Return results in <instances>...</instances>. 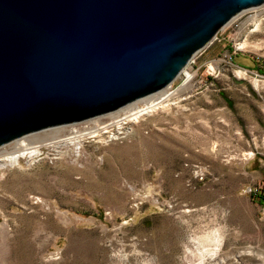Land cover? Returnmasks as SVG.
I'll list each match as a JSON object with an SVG mask.
<instances>
[{
    "label": "rangeland",
    "instance_id": "obj_1",
    "mask_svg": "<svg viewBox=\"0 0 264 264\" xmlns=\"http://www.w3.org/2000/svg\"><path fill=\"white\" fill-rule=\"evenodd\" d=\"M39 135L36 157L0 166V264H264V6L161 93L22 138L0 163Z\"/></svg>",
    "mask_w": 264,
    "mask_h": 264
},
{
    "label": "water",
    "instance_id": "obj_2",
    "mask_svg": "<svg viewBox=\"0 0 264 264\" xmlns=\"http://www.w3.org/2000/svg\"><path fill=\"white\" fill-rule=\"evenodd\" d=\"M264 0H0V149L168 88Z\"/></svg>",
    "mask_w": 264,
    "mask_h": 264
},
{
    "label": "bare ground",
    "instance_id": "obj_3",
    "mask_svg": "<svg viewBox=\"0 0 264 264\" xmlns=\"http://www.w3.org/2000/svg\"><path fill=\"white\" fill-rule=\"evenodd\" d=\"M243 47H244V45H242L240 48L242 49ZM172 96H173L172 93H168L166 91V92L162 93V95H160V97L154 99L151 102H148L146 104L145 108L135 107L136 109L134 111H132V113L126 114L122 118V120L130 121V122L137 121L139 118H141L144 115L150 114L157 109L164 108L167 105L166 104L167 101ZM129 106H131V105H129ZM99 129L100 128H98L95 131L84 133V134L80 133L79 131H73L69 137H66L64 139H60L56 143L57 144H63V145H73L75 147V149L78 150L82 147L83 140L85 139L84 137H86V135H90L92 137L96 136L95 133L98 132ZM44 138L45 137L39 135V136H35L32 139L28 140L29 143H26L24 140L20 141L19 147H17L18 150L16 152L14 151V153H12L10 156H8L6 158L4 157V159H3L4 163L3 164L0 163V166L6 167L9 165L11 167H15V166L20 165L19 160L22 158L33 159L39 153L38 146H35L34 144L39 143V142H44L45 141ZM32 140H35L36 142H33ZM56 143L52 142L51 144L55 145Z\"/></svg>",
    "mask_w": 264,
    "mask_h": 264
},
{
    "label": "built area",
    "instance_id": "obj_4",
    "mask_svg": "<svg viewBox=\"0 0 264 264\" xmlns=\"http://www.w3.org/2000/svg\"><path fill=\"white\" fill-rule=\"evenodd\" d=\"M253 10V9H252ZM249 11V10H248Z\"/></svg>",
    "mask_w": 264,
    "mask_h": 264
},
{
    "label": "trees",
    "instance_id": "obj_5",
    "mask_svg": "<svg viewBox=\"0 0 264 264\" xmlns=\"http://www.w3.org/2000/svg\"><path fill=\"white\" fill-rule=\"evenodd\" d=\"M260 198V197H259Z\"/></svg>",
    "mask_w": 264,
    "mask_h": 264
}]
</instances>
